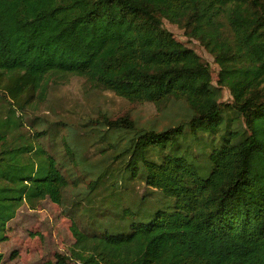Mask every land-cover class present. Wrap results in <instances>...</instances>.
Here are the masks:
<instances>
[{
	"label": "trees",
	"instance_id": "1",
	"mask_svg": "<svg viewBox=\"0 0 264 264\" xmlns=\"http://www.w3.org/2000/svg\"><path fill=\"white\" fill-rule=\"evenodd\" d=\"M164 19L212 54L216 85ZM70 76L189 115L164 129L129 115L94 121L119 164L110 185L137 178L161 204L145 209L143 195V208L121 212L132 219L103 233L75 224L56 264H264V0H0V243L24 204H64L75 175L42 146L46 131L25 132L24 112ZM109 179L100 171L92 188Z\"/></svg>",
	"mask_w": 264,
	"mask_h": 264
},
{
	"label": "rangeland",
	"instance_id": "2",
	"mask_svg": "<svg viewBox=\"0 0 264 264\" xmlns=\"http://www.w3.org/2000/svg\"><path fill=\"white\" fill-rule=\"evenodd\" d=\"M163 27L210 66L216 85L219 66L212 54L176 24L164 19ZM221 101L232 103L228 88H223ZM103 113L112 118L129 115L139 126L158 129L178 124L189 115L182 104L160 108L153 103L131 102L112 91L98 89L81 77L53 78L47 99L35 98L25 110V132L34 137L36 131H46L42 146L64 164V171L75 176L71 177L63 205L46 198L37 202L35 208L24 204L18 210L7 225V240L0 243L2 264H56L58 254L70 255L76 242L74 226L103 233L106 229L124 226L134 217L127 213L122 218L124 209L137 211L143 206L149 209L161 204L162 195L137 178H124L122 183L110 185L117 176L119 164L106 158L112 152H106L109 147L94 124ZM68 144L77 149L81 160L67 152ZM102 147H106L105 152L100 150ZM88 167L93 175L85 174ZM100 171L107 172L110 179L93 189L91 183ZM143 195L147 200L142 206Z\"/></svg>",
	"mask_w": 264,
	"mask_h": 264
}]
</instances>
